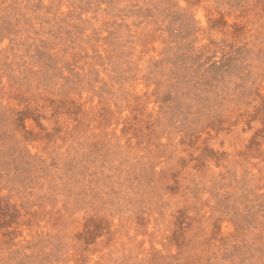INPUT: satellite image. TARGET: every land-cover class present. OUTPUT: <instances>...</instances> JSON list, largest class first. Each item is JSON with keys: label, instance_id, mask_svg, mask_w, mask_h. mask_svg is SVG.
<instances>
[{"label": "rangeland", "instance_id": "1", "mask_svg": "<svg viewBox=\"0 0 264 264\" xmlns=\"http://www.w3.org/2000/svg\"><path fill=\"white\" fill-rule=\"evenodd\" d=\"M0 264H264V0H0Z\"/></svg>", "mask_w": 264, "mask_h": 264}]
</instances>
